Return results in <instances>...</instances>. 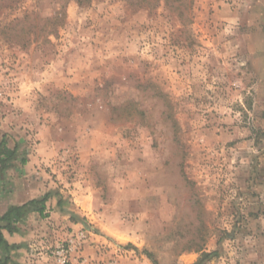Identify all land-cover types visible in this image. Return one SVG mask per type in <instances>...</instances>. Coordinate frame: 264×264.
<instances>
[{"label":"rangeland","instance_id":"374dc122","mask_svg":"<svg viewBox=\"0 0 264 264\" xmlns=\"http://www.w3.org/2000/svg\"><path fill=\"white\" fill-rule=\"evenodd\" d=\"M4 136L9 264H264V0H0Z\"/></svg>","mask_w":264,"mask_h":264},{"label":"trees","instance_id":"16d2710c","mask_svg":"<svg viewBox=\"0 0 264 264\" xmlns=\"http://www.w3.org/2000/svg\"><path fill=\"white\" fill-rule=\"evenodd\" d=\"M18 158V146L10 148L7 138L4 136L0 142V175H3ZM22 162L24 164L25 161ZM51 197L52 194L48 193L41 199H33L22 205H12L0 216V252L4 256L0 264H9L12 261L11 252L17 248V245H12L6 240L4 231L10 235L20 232L19 226L31 213H38L46 217L47 202ZM58 205H61V201L58 202Z\"/></svg>","mask_w":264,"mask_h":264},{"label":"crops","instance_id":"0c3cea01","mask_svg":"<svg viewBox=\"0 0 264 264\" xmlns=\"http://www.w3.org/2000/svg\"><path fill=\"white\" fill-rule=\"evenodd\" d=\"M2 140H3V138L0 139V142H1ZM8 146L10 147L9 144H8ZM10 148H11V147H10ZM12 149H13V148H12ZM6 211H7V209L5 210V212H6ZM7 234H8L9 236H13V235H10L8 232L5 231V232H4V235H5L6 238H8V237H7ZM14 235H16V234H14ZM8 240H9V239H8ZM14 242H16V241H14Z\"/></svg>","mask_w":264,"mask_h":264},{"label":"built area","instance_id":"2783aa9c","mask_svg":"<svg viewBox=\"0 0 264 264\" xmlns=\"http://www.w3.org/2000/svg\"><path fill=\"white\" fill-rule=\"evenodd\" d=\"M84 235L82 234L81 237H83Z\"/></svg>","mask_w":264,"mask_h":264}]
</instances>
